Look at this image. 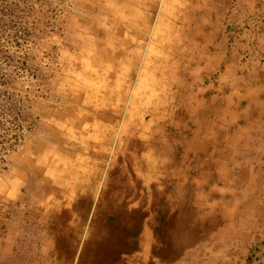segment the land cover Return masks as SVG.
I'll return each instance as SVG.
<instances>
[{"label": "rangeland", "instance_id": "1", "mask_svg": "<svg viewBox=\"0 0 264 264\" xmlns=\"http://www.w3.org/2000/svg\"><path fill=\"white\" fill-rule=\"evenodd\" d=\"M191 1L0 0V264H95L91 250L110 241L130 248L120 264H164L153 251L167 250L168 214L142 185L147 147L129 142L148 145L157 126L186 138L206 124L220 71L196 50L213 42L209 31L218 29L215 43L222 36ZM176 60L189 65L192 106L197 94L203 104L181 121L164 78ZM241 150L230 153L239 165L214 150L212 172L229 178L210 187L196 244L171 264H264V179L255 177L264 164L260 150ZM156 182L148 186L162 192ZM57 236L76 240L62 259L48 251Z\"/></svg>", "mask_w": 264, "mask_h": 264}, {"label": "crops", "instance_id": "2", "mask_svg": "<svg viewBox=\"0 0 264 264\" xmlns=\"http://www.w3.org/2000/svg\"><path fill=\"white\" fill-rule=\"evenodd\" d=\"M191 2H196L198 9L206 11V17L221 28L222 36V40L215 43V36L219 35L218 29L209 31L207 36L213 37V42L208 39L203 47L196 50L208 54L206 66L218 68L220 71L214 82L208 84L215 94L207 99L206 124L202 127L198 123L194 130H189L190 136L186 138L177 129L170 137L165 136L161 127L157 126L150 130L148 145L143 142H129V146L136 150L147 147V161L141 162L140 169L142 178L147 182L142 185L150 192L149 197L157 198L153 208L168 214L160 235L168 252L164 249L153 251L154 256L159 257L164 264L176 261L186 249L196 244L199 219H203L202 213L210 208L209 203L215 197V191L210 187L229 178V171H224L223 174L212 172L216 163L214 150H226V154L220 157L222 164L238 165L239 162L230 156L232 151L238 157H243V148L257 152L260 150L259 163L264 164V0ZM191 52L194 49L191 48ZM173 62L167 70L168 78H164L168 80L170 89H174L171 94L172 101L181 109L171 117L181 121L197 115L203 104L199 103L197 94L196 107L192 106L194 96L183 79L189 65L181 66L177 60ZM161 74L164 76V71ZM155 107L162 109L158 105ZM157 109L153 111L154 114L158 113ZM213 117L215 122L210 120ZM177 134L180 135L179 138H176ZM176 155H179L178 159ZM132 159L133 162L137 160L136 157ZM255 177L262 180L264 174L259 172ZM236 178L243 179L241 176ZM157 179H160L158 183ZM150 182H156L163 191L159 192L156 187L150 188ZM80 187L81 185L76 184L71 189L78 190ZM119 194L116 192L113 195ZM63 223L66 222L62 221L59 225ZM143 229L146 232L145 225ZM57 237L52 250L49 247L48 251L62 259L61 255L69 252L71 243H76L74 239H78V235L74 239ZM149 240L147 237L139 244L144 255L151 250L148 246ZM121 252L128 253L130 248L112 241L91 250L95 264H120L116 257Z\"/></svg>", "mask_w": 264, "mask_h": 264}]
</instances>
